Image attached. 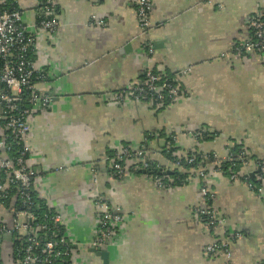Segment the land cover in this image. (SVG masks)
Here are the masks:
<instances>
[{
  "label": "crops",
  "instance_id": "crops-1",
  "mask_svg": "<svg viewBox=\"0 0 264 264\" xmlns=\"http://www.w3.org/2000/svg\"><path fill=\"white\" fill-rule=\"evenodd\" d=\"M15 2L24 26L36 34L34 63L45 74L38 89L52 97L51 107L36 110L30 122L33 190L59 217L72 263L225 264L221 253L209 256L204 249L239 234L230 243L229 264H261L264 200L243 180L210 166L204 180L189 175L181 186L160 189L144 173L114 178L108 159L115 149L143 147L150 163L169 168L162 150L174 135L179 155L211 153L224 160L239 146L251 159L250 170L254 162L264 165V52H234L251 38L248 20L264 22V0H152L151 27L142 38L135 0H56L53 37L33 28L40 0ZM144 40L153 46L150 56ZM148 68L172 75L184 95L162 110L115 101ZM202 128L213 138H195ZM203 185L214 196L210 207L222 228H207L193 215L205 203ZM99 195L120 211L122 222L97 250ZM13 221V204L0 203V226ZM14 258L12 237L1 235L0 264H15Z\"/></svg>",
  "mask_w": 264,
  "mask_h": 264
},
{
  "label": "built area",
  "instance_id": "built-area-1",
  "mask_svg": "<svg viewBox=\"0 0 264 264\" xmlns=\"http://www.w3.org/2000/svg\"><path fill=\"white\" fill-rule=\"evenodd\" d=\"M56 0H40L39 19L33 28L40 29L48 37H53L58 29L57 19L54 17ZM136 16L140 34L147 35L150 25L149 13L152 0H135ZM251 38L247 42L237 45L234 49L239 57L253 52H264V22L252 17L247 22ZM36 34L32 29L24 26L21 11L15 0H0V200H8L10 204L20 199L24 208L14 212V221L10 226H0V236L14 237L20 247L16 249L15 264H73L72 252L65 233L61 232L60 219L56 214L44 213L38 216L40 209L31 197L35 173L28 164L29 147L27 140L30 122L36 110H47L51 107L52 97L38 89V83L43 82L45 74L35 67L33 57L37 54ZM148 55L153 53L151 42L143 44ZM190 70L183 71V74ZM184 91L168 78L164 72L157 74L147 70L142 81L128 85L115 95V101L147 102L162 108L172 103ZM173 140L176 138L173 137ZM167 147H172L171 143ZM214 156V155H213ZM178 160L179 154H174ZM202 161L208 155L200 156ZM217 159L214 156V160ZM230 162L229 179H240L244 172L246 179L253 173L259 185L245 183L257 196L264 200V165L256 163L255 169L250 170L248 154L241 151L236 159L228 157ZM194 162L193 158L188 164ZM153 164L146 158L143 148L131 150L123 147L115 149L108 159L110 174L121 179L129 173L142 172L153 180L158 188H170L163 178L146 173ZM234 168V169H233ZM239 168V170H236ZM159 174L167 171V167L155 166ZM164 176V175H163ZM194 176L204 180L207 172L198 170ZM12 190V193L9 191ZM13 194V196H11ZM200 194L205 207H196L193 215L207 228H222L224 221L215 217L213 209L208 205L214 199L213 194L205 187H201ZM13 201V202H12ZM96 211V232L92 242L94 249L100 250L116 236L117 229L122 222L119 210L112 211L107 201L101 196L94 199ZM239 234L228 235L224 240L207 245L206 255L221 253L225 264H229L231 253L230 243L239 239ZM65 248V249H64ZM261 264H264V256Z\"/></svg>",
  "mask_w": 264,
  "mask_h": 264
},
{
  "label": "trees",
  "instance_id": "trees-1",
  "mask_svg": "<svg viewBox=\"0 0 264 264\" xmlns=\"http://www.w3.org/2000/svg\"><path fill=\"white\" fill-rule=\"evenodd\" d=\"M144 36H146V34L145 35L140 34L139 37L142 38ZM146 42H149V41L144 40L142 42V49L144 50V52L146 53V55H148L147 54V51L143 48V44H145ZM148 56H150V55H148ZM34 60H35V57H33V61ZM188 69L191 71L190 68H188ZM147 70L148 71L151 70V71H153V72H155L157 74H160V72L155 71L153 69H149V68L148 69H145L143 71L142 78H141L140 81H142L143 75H144V73ZM188 73L183 74V72H181V74H183V75H186ZM165 75H166V78H168L170 81L174 82L179 87V89L181 91H183L182 87L178 84L177 80L174 79V77L172 75H168L166 73H165ZM179 97H181V95ZM179 97H177L172 103H174ZM141 103H146V104L150 105L151 107H154L155 109H158V110L165 109L167 106H169V105L172 104V103H170V104L165 105L162 108H157L154 104H150V103H147V102H141ZM193 136L195 138H197L199 141L200 140H205L206 141V140H209V139L213 138L214 133H210L207 129H203L202 128L199 131H195V133H194ZM173 137H174V135H169L166 138L165 147L162 150V154H163L164 158H166L167 161H168V163H169V168H167V171H169L170 174L169 175H164V176H163V174H159L158 170L157 171L155 170V166H156L155 164H153L151 166L152 168L146 173V175L149 174V175H154V176L162 177L164 183H166V185L169 186L170 188L183 185L185 183L186 179L189 177V175H193L194 176V173L196 171H198V170H203L204 169L208 173V167H210V166H212L213 169L216 172H222L223 174L228 175V177H229L230 176L229 175V173H230L229 170H232V169L229 168L231 163L228 162L226 159L228 157H231V156H232V159H236L237 156H238V154L241 151H245L243 148H241L239 146H235V147H232L230 149L229 153L227 154V156H226V158L224 160L223 159L221 160V159H218V158L214 160L213 154L207 153L208 158H207V160H204V161H202V159L200 158V156L203 155V153H200V152H192V153L191 152H188L186 154H180L179 155L180 156L179 157L180 159L178 160L176 157H174V154H176V151H175L174 146H175V142H176L177 139L173 140L172 139ZM149 138H150V135H146L145 136V140H148ZM169 142L171 143L172 147H167V144ZM111 156H112V153H110V156L109 157H111ZM190 158H193L194 159V162L192 164H188V160ZM248 159H249V161L251 160L249 158V156H248ZM256 163H260V162H258V161L257 162H254V169H255ZM141 173L142 172H138L137 174H141ZM240 175H241L240 179L243 180L244 182L246 180L247 182H250L253 185H256V186L259 185V181H257L256 179H251V178L250 179H246V176H245V173L244 172L240 173ZM1 176L2 175H0V178H1ZM160 189H168V187L167 188H160ZM9 193H12V190L9 191ZM11 196H13V194ZM31 197H32V200L36 204H38L39 207H40V209L38 211H36V214L38 216H42V214H44V213H49V215L54 214V212L52 210H50L45 205V203L43 201H41L37 197V195H36V193L34 192L33 189L31 191ZM0 203L1 204H5L7 206L8 203H10V202L8 200H5V201L0 200ZM210 203L211 202L208 203L209 206H210ZM12 204H13V213L16 212V211L17 212H20V211H22L24 209L22 207V205H21L20 199H18V198L15 199ZM205 206H206V204L204 203V204H202L201 206H198V207H205ZM60 229H61V232H63V229H62L61 226H60ZM12 245H13V253L15 255L16 249H18L20 247V244L16 242V239L14 237H12Z\"/></svg>",
  "mask_w": 264,
  "mask_h": 264
},
{
  "label": "water",
  "instance_id": "water-1",
  "mask_svg": "<svg viewBox=\"0 0 264 264\" xmlns=\"http://www.w3.org/2000/svg\"><path fill=\"white\" fill-rule=\"evenodd\" d=\"M237 170H239V168H237ZM170 174V172L169 171H167V172H165V173H163V175H169ZM250 178L251 179H253L254 178V175H253V173H251L250 175ZM98 255H102V253L101 252H99V253H97Z\"/></svg>",
  "mask_w": 264,
  "mask_h": 264
}]
</instances>
